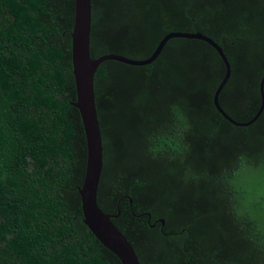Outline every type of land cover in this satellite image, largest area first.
Here are the masks:
<instances>
[{"label": "trees", "instance_id": "16d2710c", "mask_svg": "<svg viewBox=\"0 0 264 264\" xmlns=\"http://www.w3.org/2000/svg\"><path fill=\"white\" fill-rule=\"evenodd\" d=\"M73 20L74 0H0V264H120L82 223ZM173 32L222 49L231 75L219 105L236 122L252 119L264 0H91L92 59H147ZM224 73L213 48L180 38L150 65L96 70L97 204L110 215L131 199L112 222L139 264H264V233L242 207L264 197L239 182L264 172V110L248 127L228 123L213 105Z\"/></svg>", "mask_w": 264, "mask_h": 264}, {"label": "water", "instance_id": "95a60500", "mask_svg": "<svg viewBox=\"0 0 264 264\" xmlns=\"http://www.w3.org/2000/svg\"><path fill=\"white\" fill-rule=\"evenodd\" d=\"M90 32L91 0H74V20L70 39L76 101L72 103V106L79 113L86 144L83 182L77 188L80 197L82 223L94 238L118 259L120 264H139L132 246L112 222V220L117 219L120 215L119 203L123 199H127L131 203V199L127 196L120 198L117 203V213L110 215L105 214L97 204V191L103 168V148L94 94V75L97 68L106 61H116L133 67L150 65L157 59L163 47L170 39L180 38L204 42L216 51L225 67L224 76L213 94V105L216 111L228 123L241 128L252 125L264 110V76L259 82L260 106L256 114L247 122H236L219 105V95L230 78L231 70L222 49L212 39L201 33L173 32L160 40L151 56L147 59L133 60L114 54L92 59L89 51ZM148 217L150 218L149 215ZM159 222L162 226L164 225L163 220H159ZM151 227H154V225Z\"/></svg>", "mask_w": 264, "mask_h": 264}, {"label": "rangeland", "instance_id": "374dc122", "mask_svg": "<svg viewBox=\"0 0 264 264\" xmlns=\"http://www.w3.org/2000/svg\"><path fill=\"white\" fill-rule=\"evenodd\" d=\"M264 172H250L249 174L240 178L239 182L242 186L247 185H257V196L262 195L264 197ZM263 180V181H262ZM261 182V183H260ZM259 184V186H258ZM243 210L249 215L252 219L257 220L259 223L260 229L264 233V203L258 200L257 206L253 207L250 204L245 203L243 206Z\"/></svg>", "mask_w": 264, "mask_h": 264}]
</instances>
